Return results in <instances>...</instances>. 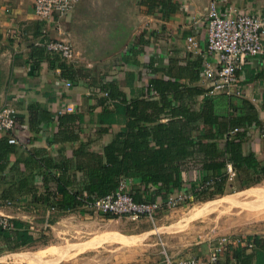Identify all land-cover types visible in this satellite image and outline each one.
<instances>
[{"label": "crops", "instance_id": "0c3cea01", "mask_svg": "<svg viewBox=\"0 0 264 264\" xmlns=\"http://www.w3.org/2000/svg\"><path fill=\"white\" fill-rule=\"evenodd\" d=\"M96 1L74 0L67 14L45 21L34 14L35 0H0V108L13 107L18 118L8 136L11 151L6 168L0 171V214L26 222L33 229L38 230L32 223L34 212L43 205L33 200L32 195L40 196L46 190L56 192L58 177L69 181L67 189L70 192L81 189L88 181L81 154H103L104 147L119 131L129 130L128 119L123 116L111 124L98 119L103 108L99 100L107 98L102 85L112 80L127 99H151L160 105L157 92L145 91L148 80L178 78L186 87L202 91L183 101L193 111L200 110L205 97L213 99L214 109L219 115L229 112L238 115L245 110L246 102L252 104L260 124L241 128L240 131L246 132L241 150L245 155L253 153L260 164L264 165V133L261 131L264 127V53L246 58L237 71L241 96L211 92L208 84L198 75L203 60L215 61V55L206 50V14L210 0H166L165 5L160 4L159 0H135V20L132 23V17L127 19L125 41L117 48L111 40L107 43L99 42V39H106L107 36L93 35L86 29L84 14L89 8L85 7ZM216 2L220 11L232 6L237 11L264 16V0ZM188 36H193L198 46L190 45ZM49 38L63 39L74 48L75 60L65 62L72 74H64L58 62L52 63L46 50L42 56L32 55V47L45 49L44 41ZM129 49H132V53ZM125 56L128 62L123 60ZM106 69L109 71L103 73ZM67 81L70 82L69 86L66 85ZM167 98L179 104L172 93ZM66 105L72 106L74 110L66 111ZM107 105L113 108L111 101H107ZM239 106H243L241 111ZM169 114L162 115L161 122H169L172 118ZM68 115L77 117L70 120L66 117ZM42 116L48 118L40 119ZM209 131V126L197 120L192 124L190 132L191 137H194ZM4 135L2 133L0 137ZM10 137L15 139L14 143L9 142ZM197 138L203 149L199 151L197 146H190V156L179 167L185 180L184 185L196 181L197 175H213L223 171V167L217 170L215 165L224 156L226 139ZM230 139L234 138L230 136ZM205 150L211 152L209 157L205 155ZM203 158L209 160L204 166L198 161ZM15 162L18 173L25 172L31 176L33 189H29L26 195L17 191L18 174L10 170ZM236 175V179L228 177L227 189L239 190L238 193L247 195L264 193V187L258 185L261 182L246 188L240 187ZM119 183L124 185L133 198H149L159 191L157 185H144L140 177H121ZM10 184L15 191L11 199L20 201L17 205L4 198V192ZM46 215L48 218L42 220V224L47 226L42 227L47 229L45 234L49 235L48 245L25 254L27 259L35 263L67 264L69 261L70 264H144L146 261L147 253L143 252V248L139 249L136 259L125 256L116 258V251L121 254L124 249H132L124 246L125 243L115 245V230L112 231L108 225H101L102 219L100 221L93 217L95 215L84 205H76L69 210L46 208ZM255 216L262 220V228L242 236L252 241L253 245H227L220 257L222 264H264V211ZM35 231L32 232L34 237ZM120 236L122 242L131 239V236L119 233ZM217 238L209 243L204 240L207 241L206 253L198 256H207ZM163 252L174 260L196 256L189 253L171 254L163 246L154 264H164Z\"/></svg>", "mask_w": 264, "mask_h": 264}, {"label": "trees", "instance_id": "16d2710c", "mask_svg": "<svg viewBox=\"0 0 264 264\" xmlns=\"http://www.w3.org/2000/svg\"><path fill=\"white\" fill-rule=\"evenodd\" d=\"M165 1L159 0V3L165 5ZM44 50L46 49L42 47H32V55L42 56ZM131 51L132 49H129V52ZM47 55L52 63H59L64 74H72L68 70L69 66L58 56L50 55L48 52ZM126 59L127 56L123 57V60L128 62ZM102 90L107 93V98L99 100L103 108L98 119L111 124L117 121L119 116H123L128 119L129 130L119 131L114 139L104 147L103 154L93 152L81 154L88 177L87 183L81 189L70 192L67 189L69 181L58 177L56 192L46 190L40 196L33 194L32 199L40 201L42 208L53 207L56 210H69L76 205H84L87 201L113 192L118 187L121 177H140L144 185H157L159 191L154 196L144 199L134 196L135 201H153L157 196L165 197L167 193L184 185L185 180L182 178L179 167L190 156L191 152L188 150L190 146H197L199 151L203 149L197 137L225 138L226 142L224 156L221 160H217L215 165L217 170L223 167V171L213 175H197V180L191 181L193 184L190 191L195 201L213 198L227 190V163H230L235 174H238L240 187L246 188L262 182L264 165L260 164L253 153L245 155L241 150V143L246 139V132L240 131L241 128L260 124L256 108L252 104L246 102L243 112L241 111L243 106H239L241 112L238 115L233 112L219 115L214 109L213 99L205 97L199 111L190 110V107L184 105L183 101L185 98L191 99L202 91L186 87L178 78L171 80L162 77L148 80L145 91L157 92L161 101L160 105L151 99L138 97L127 99L114 80L103 84ZM169 93L173 94V98L179 104L168 100ZM107 101H111L112 109L107 105ZM167 113H170L169 117L172 118L169 122H161L162 115ZM66 117L71 120L77 116L68 115ZM45 118L47 119L48 116L40 117V119ZM197 120L209 126L210 131L206 134L202 133L201 136L191 137V126ZM234 128H238L239 131L235 134L236 138L230 139L229 133ZM212 129H214L213 132ZM10 131L0 137V171L6 168L11 151V145L8 143ZM204 153L209 157L208 154L211 152L205 150ZM198 161L204 166L209 160L203 158ZM10 170L14 171L15 175L18 174L16 188L20 194L26 195L29 189H33L31 176L25 172L18 173L17 162L13 163ZM11 187L12 184L4 192V198L17 205L20 201L11 199L15 196V191ZM57 194H60L59 198ZM9 221L10 228L0 227V253L26 247L36 241L30 224L11 218Z\"/></svg>", "mask_w": 264, "mask_h": 264}, {"label": "rangeland", "instance_id": "374dc122", "mask_svg": "<svg viewBox=\"0 0 264 264\" xmlns=\"http://www.w3.org/2000/svg\"><path fill=\"white\" fill-rule=\"evenodd\" d=\"M136 5L135 0H97L85 7L89 8L84 14L86 29L90 34L107 36L106 39H99V42L107 43L111 40L117 48L125 41L127 19L132 17V23L135 20L133 10ZM108 71L106 69L102 72ZM236 177L234 172L232 178L236 179ZM258 185L264 187V181ZM238 191L228 188L223 194L215 195L213 198L193 200L162 212L154 221L146 218L131 219L124 215H105L91 210L90 212L95 215L93 217L100 221L102 219L101 225H108L111 230H115V245L125 243L124 246L132 249V251L124 249L121 254L116 251V258L125 256L124 258L136 259L139 249L143 248V252L147 253L144 264H154L163 246L171 254L189 253L204 256L205 242L209 243L213 238L223 235L241 237L259 231L263 222L255 214L264 211V193L247 195ZM34 213L32 223L34 228L38 227V230L33 229L36 230V241L26 247L1 253L0 264H44V262L35 263L36 261L27 259L25 255L38 251L49 243V235L45 234L47 229L42 227L46 225L42 224V220L48 218L46 208H38ZM119 233L131 236V239L122 242L121 236L118 237ZM66 263L70 264L69 261Z\"/></svg>", "mask_w": 264, "mask_h": 264}, {"label": "built area", "instance_id": "2783aa9c", "mask_svg": "<svg viewBox=\"0 0 264 264\" xmlns=\"http://www.w3.org/2000/svg\"><path fill=\"white\" fill-rule=\"evenodd\" d=\"M74 4V0H35L34 14L37 18L50 21L67 14ZM206 50L215 55L214 63L203 60L199 66V77L204 80L211 92H224L226 94L242 95V89L237 77V71L242 67L246 58L264 53V16H258L245 11H237L229 6L225 11L217 8L216 0H210L206 14ZM187 41L192 46H198L193 36ZM46 51L58 56L62 61H73L76 53L72 45L63 39H46ZM69 86L70 82L67 81ZM107 94V93H105ZM66 111H73L70 105L64 106ZM18 122L16 110L11 106L0 108V134H4L15 127ZM239 131L234 128L230 131L233 138ZM264 133V127L261 128ZM9 142L14 143L13 137ZM227 176L234 175L230 163L226 164ZM167 193L165 197L157 196L153 201H135L124 185L118 187L102 197L87 201L84 206L101 214L124 215L131 219L146 218L154 221L159 214L194 200L190 191L192 183ZM209 183V182H207ZM206 183V184H207ZM54 210L53 207L49 208ZM9 217L0 214V227L10 228ZM245 243L251 247L252 241L240 236H220L211 246L207 256H187L172 259L166 252L164 264H222L220 257L227 245Z\"/></svg>", "mask_w": 264, "mask_h": 264}, {"label": "bare ground", "instance_id": "6f19581e", "mask_svg": "<svg viewBox=\"0 0 264 264\" xmlns=\"http://www.w3.org/2000/svg\"><path fill=\"white\" fill-rule=\"evenodd\" d=\"M212 202V201H211Z\"/></svg>", "mask_w": 264, "mask_h": 264}]
</instances>
